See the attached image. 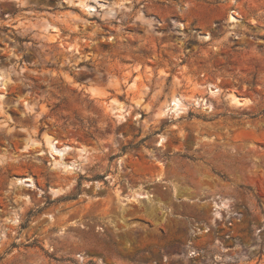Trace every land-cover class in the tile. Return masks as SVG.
Wrapping results in <instances>:
<instances>
[{
  "label": "rangeland",
  "instance_id": "obj_1",
  "mask_svg": "<svg viewBox=\"0 0 264 264\" xmlns=\"http://www.w3.org/2000/svg\"><path fill=\"white\" fill-rule=\"evenodd\" d=\"M0 74V264H264V0H0Z\"/></svg>",
  "mask_w": 264,
  "mask_h": 264
},
{
  "label": "bare ground",
  "instance_id": "obj_2",
  "mask_svg": "<svg viewBox=\"0 0 264 264\" xmlns=\"http://www.w3.org/2000/svg\"><path fill=\"white\" fill-rule=\"evenodd\" d=\"M72 1H76L77 4H83V2H84V0H72ZM90 7L91 6H88V8H90ZM0 80H1V85L4 86L5 85V82L3 81V76L1 74H0ZM1 96H2V94H0V97ZM230 98H231L232 101H235L238 104H242V100L239 97H237L236 95H232L231 94L230 95ZM196 103H198V99L196 100ZM203 104L206 106V108H209L210 107V105H208L206 102H204ZM166 108L170 112H176V113L179 112L181 110V107H180V98L174 97L169 102V104L166 105ZM46 143L48 145V149H49V152H50V154L52 156V161H53V164H54L55 167L59 168L62 172H67V171H70L71 172V170H73L74 168H77L78 162L76 160L71 161V160H68L67 159V156L69 155L70 151L73 150V149H75V147H73L70 144H66V143L59 144V141H57L56 139H47L46 140ZM80 150L85 154V152L83 151V149H80ZM81 156L83 158L85 157L84 155H81ZM16 182L17 183H24L27 186L33 185V180L30 177H23V178L20 177V178H16ZM60 190H62V189H53L54 193L57 192V191H60ZM145 195H143L142 193H134L132 196H133V198H136V197L140 198L142 196L145 197ZM141 210L144 213H146V211H147L146 208H142ZM123 211L121 210V213L119 215L122 218L125 217ZM156 216H154V218H153L154 221L157 220V217ZM126 218H128V217H126Z\"/></svg>",
  "mask_w": 264,
  "mask_h": 264
}]
</instances>
